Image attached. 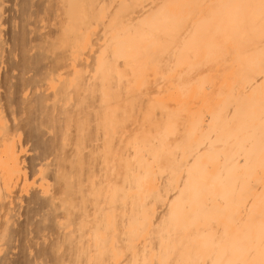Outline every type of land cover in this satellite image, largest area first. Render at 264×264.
<instances>
[{
    "label": "bare ground",
    "instance_id": "1",
    "mask_svg": "<svg viewBox=\"0 0 264 264\" xmlns=\"http://www.w3.org/2000/svg\"><path fill=\"white\" fill-rule=\"evenodd\" d=\"M31 1L0 0V264H264V0Z\"/></svg>",
    "mask_w": 264,
    "mask_h": 264
},
{
    "label": "rangeland",
    "instance_id": "2",
    "mask_svg": "<svg viewBox=\"0 0 264 264\" xmlns=\"http://www.w3.org/2000/svg\"><path fill=\"white\" fill-rule=\"evenodd\" d=\"M23 1V9L22 11L26 13V15L29 13V10L32 11L34 14H39L42 10V5L38 4L37 2L32 3L31 0H22ZM116 0H83V8H84V15L86 17L93 16V18L97 20L102 21H108V11H111L112 6L115 5L114 2ZM150 1V0H149ZM185 1V0H184ZM189 1V0H186ZM196 1V0H195ZM205 6L212 5L214 6V2L218 0H203ZM120 16L118 15H112L111 21L112 22H118L116 18ZM32 36H27L23 39V44L26 46L25 49L31 48V46L35 43V41L38 40L35 36L31 38ZM115 45H112L114 47V52L111 50H105L103 52L104 55L108 54L109 52L113 53V56H109V75L115 73L116 71L119 72L118 76L120 78H125L124 75V66L127 62H132L133 60H139V62H146V58H149L150 54L145 56L144 52L139 51V49H136L134 47L133 49L128 45L127 41L122 39L120 40L121 45H118L117 42L114 40ZM35 58L32 60L35 66H38L39 58H41L42 54H34ZM113 60V61H112ZM112 76V75H110ZM114 76H116L114 74ZM42 101V98L40 96H33L31 98V104L38 106L40 102ZM3 110H18L20 103L18 102L17 98L14 95H11L9 97H6L3 101ZM2 110V109H1ZM5 118V113H4ZM21 139H25L26 136L28 139L31 140L32 144L29 142L30 146H33L37 149L38 152H42L44 145L41 142L40 135L37 134V131L35 129V126L31 124L28 128H26L24 131H21Z\"/></svg>",
    "mask_w": 264,
    "mask_h": 264
}]
</instances>
